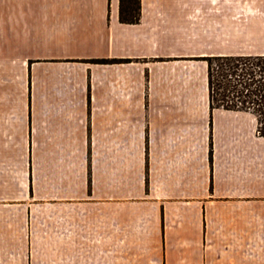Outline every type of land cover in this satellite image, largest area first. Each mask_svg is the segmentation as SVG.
Instances as JSON below:
<instances>
[{
  "label": "crops",
  "instance_id": "1",
  "mask_svg": "<svg viewBox=\"0 0 264 264\" xmlns=\"http://www.w3.org/2000/svg\"><path fill=\"white\" fill-rule=\"evenodd\" d=\"M140 1L0 0V186L32 138L46 196L30 264H264V138L211 109L202 60L264 56V0Z\"/></svg>",
  "mask_w": 264,
  "mask_h": 264
},
{
  "label": "trees",
  "instance_id": "2",
  "mask_svg": "<svg viewBox=\"0 0 264 264\" xmlns=\"http://www.w3.org/2000/svg\"><path fill=\"white\" fill-rule=\"evenodd\" d=\"M140 15V0H120L121 23L137 24ZM202 60L207 62L211 109L252 114L257 121V132L264 138V56Z\"/></svg>",
  "mask_w": 264,
  "mask_h": 264
},
{
  "label": "rangeland",
  "instance_id": "3",
  "mask_svg": "<svg viewBox=\"0 0 264 264\" xmlns=\"http://www.w3.org/2000/svg\"><path fill=\"white\" fill-rule=\"evenodd\" d=\"M8 15L10 22L11 11H0V16ZM2 18V17H1ZM10 40V39H9ZM10 45V41H0V49L6 50ZM0 50V59L1 51ZM199 60V59H196ZM6 63V62H3ZM118 63V62H117ZM0 84L2 81L0 79ZM7 83V84H6ZM4 87L0 86L2 94L0 97H5L7 93L13 91L12 84L4 81ZM32 85L31 78L27 81V96L31 100L32 97ZM26 92V90H25ZM6 93V94H5ZM29 158L27 162V171L25 181L20 183L21 186H0V264H30L29 254V235L30 229L28 226L29 216L27 215V208L29 204H39L38 199L44 198L45 195L40 194L39 187L35 185V165L32 154V138L29 139ZM90 153L88 154V187H91V167H90ZM6 168V167H5ZM148 188V187H147ZM46 194V193H45ZM36 196V197H35ZM49 196V195H47ZM30 197H35L37 201L30 200ZM46 197V196H45ZM51 211V210H49ZM54 211V210H52ZM54 222L57 223L58 229V218L54 217V213H51ZM50 218H48L49 220ZM52 220V221H53ZM55 231V229H52ZM59 230V229H58ZM57 233V232H56ZM41 243L43 242V236L40 237Z\"/></svg>",
  "mask_w": 264,
  "mask_h": 264
}]
</instances>
